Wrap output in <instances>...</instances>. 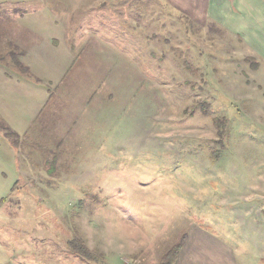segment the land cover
<instances>
[{"label":"rangeland","instance_id":"rangeland-1","mask_svg":"<svg viewBox=\"0 0 264 264\" xmlns=\"http://www.w3.org/2000/svg\"><path fill=\"white\" fill-rule=\"evenodd\" d=\"M257 2L0 0V264H264Z\"/></svg>","mask_w":264,"mask_h":264},{"label":"crops","instance_id":"crops-1","mask_svg":"<svg viewBox=\"0 0 264 264\" xmlns=\"http://www.w3.org/2000/svg\"><path fill=\"white\" fill-rule=\"evenodd\" d=\"M255 7L256 9H252L253 13L251 14H247L245 10L241 11L240 24L243 28L244 25L253 24L256 19L257 26L248 30H253L256 33L259 31L264 32V4L257 2V6ZM244 15L246 18L243 17ZM205 236L198 229L189 232L186 235L175 264H236V261L233 260L221 242H218L216 239L215 241H209Z\"/></svg>","mask_w":264,"mask_h":264},{"label":"trees","instance_id":"trees-1","mask_svg":"<svg viewBox=\"0 0 264 264\" xmlns=\"http://www.w3.org/2000/svg\"><path fill=\"white\" fill-rule=\"evenodd\" d=\"M70 246L74 248V250L81 256V257H86L87 258V251L84 248V246L77 241H72L70 242ZM182 242L175 246L172 250L168 251L166 255L163 257V260L161 264H174L176 257L181 249Z\"/></svg>","mask_w":264,"mask_h":264}]
</instances>
